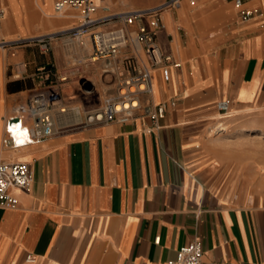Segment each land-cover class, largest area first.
I'll use <instances>...</instances> for the list:
<instances>
[{
    "label": "crops",
    "instance_id": "crops-1",
    "mask_svg": "<svg viewBox=\"0 0 264 264\" xmlns=\"http://www.w3.org/2000/svg\"><path fill=\"white\" fill-rule=\"evenodd\" d=\"M56 1L0 0V39L74 27L77 12L55 15ZM92 1L121 13L170 0ZM243 2L264 12V0ZM159 20L158 45L181 66L154 72L152 93L143 98L150 105L175 102L158 128L139 112L126 123L5 148L4 123L38 88L36 68L60 70L52 52L0 49V161L27 163L32 172L30 188L13 191L17 207L0 209V264H27L28 254L33 264H168L193 240L200 241L203 264H264V206L219 203L188 168L219 101H228L231 117L253 113L264 125V16L239 25L231 0H182ZM140 24L148 27L149 19L132 29ZM23 121L31 124L27 116ZM251 138L264 140V131Z\"/></svg>",
    "mask_w": 264,
    "mask_h": 264
},
{
    "label": "built area",
    "instance_id": "built-area-1",
    "mask_svg": "<svg viewBox=\"0 0 264 264\" xmlns=\"http://www.w3.org/2000/svg\"><path fill=\"white\" fill-rule=\"evenodd\" d=\"M182 0H170L164 5L150 10L107 13L108 9L96 5L92 0H57L54 13L64 16L67 10L76 11L74 27L57 33L30 39L4 41L0 39V49H15L28 40L43 53L52 49V42L62 40L70 47H79L86 52L87 62L103 63L101 76L112 80L114 91L104 94L97 107L87 113L84 126L107 123H126L134 119L139 112L148 117L154 128L165 118L169 107L175 102L150 105L143 101L151 95L153 73L169 69H178L181 64L170 54L164 53L157 42V34L164 29L159 15L165 9H175ZM240 21L247 22L261 16L258 8H247L243 0H231ZM101 11L104 14L98 15ZM5 10L0 8V22ZM149 19L148 27L143 24L136 29L132 26L143 19ZM34 78L38 88L29 96L25 104L15 109L16 116L4 123V135L1 143L5 148L19 149L40 142L56 132L67 128L59 126L58 118L63 116L69 121L72 114L67 103L65 88L69 76L57 72L51 65L36 68ZM92 95L96 91L84 90ZM218 113L227 114L229 103L226 100L216 103ZM27 116L31 124L24 123ZM70 126V125H69ZM32 184V172L27 163L0 161V209H15L18 205L14 190H28ZM203 251L199 240L178 249L176 259L168 264H203ZM25 262L35 263V258L26 255Z\"/></svg>",
    "mask_w": 264,
    "mask_h": 264
},
{
    "label": "rangeland",
    "instance_id": "rangeland-1",
    "mask_svg": "<svg viewBox=\"0 0 264 264\" xmlns=\"http://www.w3.org/2000/svg\"><path fill=\"white\" fill-rule=\"evenodd\" d=\"M233 9L239 25L264 16V12L258 8L261 16L242 23L236 9ZM22 44L36 47L28 40ZM50 52L55 54L60 72L69 76L65 88L67 103L78 115L77 118L71 117L69 121L79 119L76 125L67 126L60 131L83 127L87 113L98 106L104 94L114 92L110 91L113 89V82L106 76L100 78L96 75V70L100 73L103 69L101 63L90 66L82 48L70 47L65 41L57 40L52 42ZM84 61L89 65V70L82 64ZM91 88L96 91L95 94L83 93ZM223 115L227 114L215 111V120L205 134V144L200 147L196 158L189 162L188 168L204 193L219 203L264 206V140L251 138L261 130L264 131V125L257 122V115L253 113H240L231 118L220 119ZM221 129L223 131L220 132Z\"/></svg>",
    "mask_w": 264,
    "mask_h": 264
},
{
    "label": "bare ground",
    "instance_id": "bare-ground-1",
    "mask_svg": "<svg viewBox=\"0 0 264 264\" xmlns=\"http://www.w3.org/2000/svg\"><path fill=\"white\" fill-rule=\"evenodd\" d=\"M75 52V51H74ZM87 62H83L82 64H84L85 65V67H86V69H90V67H89V65L88 64H86ZM83 65V66H84ZM91 65H94V64H90V66ZM101 67L102 68H105V66H104V64L103 63H101ZM95 73H96V75L97 76H99L100 78H101V73H99L97 70L95 71ZM69 113H71L72 114V116L71 117H74V118H77L78 117V115H77V113H76V111H75V113L73 112V110H70V112ZM231 115H232V111H229V109H228V112H227V115H223L222 117H224V118H229V117H231ZM67 119L65 118V117H63V116H61V117H59L58 118V124H59V126H61V127H63V126H66V125H76L77 124V120H79V119H72V120H70V121H66ZM79 122V121H78ZM256 139H262L261 137L260 138H256Z\"/></svg>",
    "mask_w": 264,
    "mask_h": 264
}]
</instances>
